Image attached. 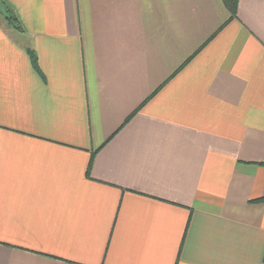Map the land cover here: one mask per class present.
I'll return each mask as SVG.
<instances>
[{
	"label": "crops",
	"instance_id": "0c3cea01",
	"mask_svg": "<svg viewBox=\"0 0 264 264\" xmlns=\"http://www.w3.org/2000/svg\"><path fill=\"white\" fill-rule=\"evenodd\" d=\"M0 1V264H264V0Z\"/></svg>",
	"mask_w": 264,
	"mask_h": 264
},
{
	"label": "trees",
	"instance_id": "16d2710c",
	"mask_svg": "<svg viewBox=\"0 0 264 264\" xmlns=\"http://www.w3.org/2000/svg\"><path fill=\"white\" fill-rule=\"evenodd\" d=\"M225 3L227 4L228 8L231 11L232 16L236 13V6H237V0H224ZM0 4L4 5L5 7V15L9 23H11L15 28L20 29V22L18 21L17 17L15 14L12 12L9 6H7L4 2L0 1ZM31 59L33 62V65L35 66L36 69H39L38 67V60L37 56L34 51H31Z\"/></svg>",
	"mask_w": 264,
	"mask_h": 264
}]
</instances>
